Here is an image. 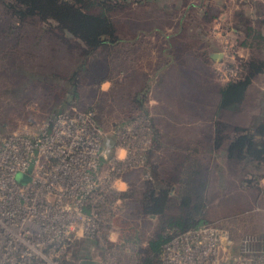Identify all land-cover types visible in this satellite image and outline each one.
I'll list each match as a JSON object with an SVG mask.
<instances>
[{"label": "rangeland", "instance_id": "obj_1", "mask_svg": "<svg viewBox=\"0 0 264 264\" xmlns=\"http://www.w3.org/2000/svg\"><path fill=\"white\" fill-rule=\"evenodd\" d=\"M114 1L121 7L117 5L107 12L121 42L86 59L79 48L62 44L55 32L46 30L42 23H19L0 1V132L20 124L36 125L50 113L74 106L95 113L108 157L123 156L116 146L117 132L126 137L128 152L133 150L135 157L142 155L144 166L133 165L117 183L121 191L114 228L116 240L123 225L133 228L135 231L129 235L136 233L138 242L145 247L158 230L155 217L141 214L140 201L151 186L148 183L152 179L163 181L181 157H191V153L208 170L207 217L236 226L241 235L263 237L264 163L256 168L230 163L224 144L217 150L205 151L202 144L208 141L209 131L201 126L208 115L207 92L213 88L208 77L222 85L232 79L230 75L220 77L224 68H239V59H264V40L252 39L255 33L264 39V26L258 22L264 19V0ZM257 2L262 5L259 12L254 7ZM98 10L94 7L91 11ZM204 11L209 13V23L201 17ZM246 25L254 30L250 37L245 36ZM162 49L171 62L163 73H157L150 58L153 64L163 65L165 60H156V55L162 57ZM200 55L207 59L208 66L201 63ZM195 59L197 67L189 62ZM75 71L73 96L69 89ZM144 75L151 84L145 82ZM249 90L252 97L239 116L245 125L252 122L255 113L264 110L258 99L264 93V74L254 79ZM141 92L147 95V119L126 121L136 115L131 99ZM131 125L136 134L128 135ZM152 139L156 142L153 146Z\"/></svg>", "mask_w": 264, "mask_h": 264}, {"label": "built area", "instance_id": "obj_2", "mask_svg": "<svg viewBox=\"0 0 264 264\" xmlns=\"http://www.w3.org/2000/svg\"><path fill=\"white\" fill-rule=\"evenodd\" d=\"M117 136L123 156L108 157L93 112L74 106L0 132V264H141L140 243L116 240L114 228L117 183L144 157ZM160 264H264V245L253 233L235 245L229 229L207 223L173 234Z\"/></svg>", "mask_w": 264, "mask_h": 264}, {"label": "trees", "instance_id": "obj_3", "mask_svg": "<svg viewBox=\"0 0 264 264\" xmlns=\"http://www.w3.org/2000/svg\"><path fill=\"white\" fill-rule=\"evenodd\" d=\"M0 1L19 23L27 20L42 23L46 30L50 29L55 32L62 44L69 48H79L84 59L96 51L112 49L118 42H121V38L117 35L116 24L107 12L117 5L121 7V4L117 1ZM124 3H126V0ZM94 7L99 8V10L91 11ZM254 7L255 11L259 12L262 5L257 2L254 3ZM257 15L260 16L259 13ZM201 17L207 22L210 19L207 11L202 12ZM258 22L261 26H264V19H260ZM253 32L254 30L246 25L245 36L250 37ZM205 33L206 31H203V34ZM255 34V37L252 36L253 40H264L260 33ZM203 59L207 60L204 57ZM238 65L236 78L225 82L218 88L220 102L213 141L211 144H202V146L205 147V151L210 152L221 148L224 144V153L228 162L256 168L264 163V112L254 117L248 125L233 121L231 118L236 114L240 116L245 106L250 102L249 99L252 95H250L249 88L257 76L264 74V59L260 57H252L247 60L239 59ZM71 80L72 87L69 89V93L75 96L74 84L77 80V71L71 74ZM260 96L264 102V93ZM132 102L133 107L136 109V115L130 116L126 121L135 117H145L147 119L145 92L134 95L131 99ZM86 110L92 111V109ZM153 138L155 139L156 135ZM154 139H152V146L156 144ZM148 155L145 168H147ZM189 155L191 157H181L178 165L163 181L159 182L157 179H155L156 181L152 179L151 183H148L152 187L146 189V193L140 201L142 217H155L158 225L157 232L146 242L145 247L140 246L139 258L141 264H160L162 245L173 234L215 222L211 221L206 213L208 201L206 194L207 167L194 158L193 153ZM148 167L150 169L148 170L154 176L153 167L150 164H148ZM172 187L175 188L174 193H172ZM218 223L229 229L234 244L237 245L244 234H239L240 230L236 226H227L226 222ZM122 226H120L121 232L118 241L138 242L139 238L136 233L129 235L135 230L131 227ZM124 231H129V233H123Z\"/></svg>", "mask_w": 264, "mask_h": 264}, {"label": "crops", "instance_id": "obj_4", "mask_svg": "<svg viewBox=\"0 0 264 264\" xmlns=\"http://www.w3.org/2000/svg\"><path fill=\"white\" fill-rule=\"evenodd\" d=\"M167 45L169 47V45H170L169 42H167ZM161 54H162V57H160V58H159V55H156V60H157V62H160L161 59L163 60V62L165 60V63L163 65H161L162 67L158 66V64H153V57L150 58L152 65L155 66V72H157V73H159V72L163 73L166 70V68H167L166 66L170 65V62H171L169 58H165V57H168L167 54H166L165 49H164V51L162 49ZM138 55H140V54H138ZM192 56H193L192 58H195V54L192 55ZM198 58L201 59L200 61H202L201 63L203 65L208 66L207 60L203 59V57L201 55ZM137 60L139 61L140 58H138ZM194 61L190 60L189 62L195 63V66L197 67V65H198L197 64V60L195 59ZM152 73H153V71H152ZM208 78H209V81L211 82V87H213V88H212V90L207 92V97L210 100H208L206 102L208 110H207V112L205 114H208V115H207V117H205V121L202 122V124H204V125L201 126L203 129H205V131H209V132H207L209 134L208 135V141H204V144H211L212 141H213L214 129H215V121L217 120V115H218V111H219V102H220V94H219V91H218V88H219L220 85H218L216 83V80L214 79V77H210L209 76ZM145 82L151 84V81H150L148 76H145ZM149 87H151V85ZM258 99H261V96ZM146 101H147V95H146V92H145V105L147 106ZM260 103L264 104V102L262 100H261ZM203 108H204V105H203ZM147 111H149V109H147ZM263 111L264 110H262L259 113H255L254 116L256 117V116L261 115L263 113ZM253 118L254 117H252V119ZM231 119H233V121H236V122H240V120H241L238 114L233 116ZM261 239H262V244L264 245V236L261 237Z\"/></svg>", "mask_w": 264, "mask_h": 264}, {"label": "water", "instance_id": "obj_5", "mask_svg": "<svg viewBox=\"0 0 264 264\" xmlns=\"http://www.w3.org/2000/svg\"><path fill=\"white\" fill-rule=\"evenodd\" d=\"M18 179L21 181H26L27 177H25L24 175H18ZM81 264H93V262L91 260H82Z\"/></svg>", "mask_w": 264, "mask_h": 264}]
</instances>
